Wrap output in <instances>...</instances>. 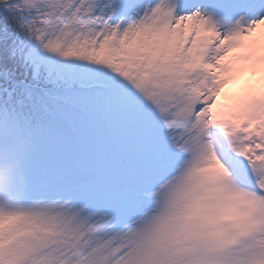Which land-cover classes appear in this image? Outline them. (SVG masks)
<instances>
[{"label":"snow or ice","instance_id":"snow-or-ice-1","mask_svg":"<svg viewBox=\"0 0 264 264\" xmlns=\"http://www.w3.org/2000/svg\"><path fill=\"white\" fill-rule=\"evenodd\" d=\"M0 264H264V0H0Z\"/></svg>","mask_w":264,"mask_h":264}]
</instances>
